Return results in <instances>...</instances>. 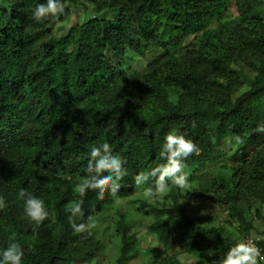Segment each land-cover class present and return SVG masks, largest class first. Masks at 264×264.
I'll return each instance as SVG.
<instances>
[{
    "label": "trees",
    "instance_id": "trees-1",
    "mask_svg": "<svg viewBox=\"0 0 264 264\" xmlns=\"http://www.w3.org/2000/svg\"><path fill=\"white\" fill-rule=\"evenodd\" d=\"M43 2L0 0V250L15 233L22 264H92L108 237L116 264H129L138 242L129 210L115 233L96 223L120 210L118 199L151 186L137 188L134 177L164 162L159 152L175 129L200 150L184 161L190 189L169 182L162 199L133 201L166 251L180 245L194 252V264H219L239 241L229 225L245 227L246 240L254 236L247 210L264 209V133L256 131L264 125V0H83L84 18L66 32L68 0L58 18L36 22L32 9ZM129 50L145 67L123 65ZM105 142L126 159L117 197H80L74 188L88 175L91 148ZM220 144L230 147L227 162L202 169ZM21 188L49 212L38 226ZM81 199L76 221L91 216V235L69 224L66 207ZM200 201L227 207L231 221L193 219L189 207ZM155 257L147 263L171 264Z\"/></svg>",
    "mask_w": 264,
    "mask_h": 264
},
{
    "label": "clouds",
    "instance_id": "clouds-1",
    "mask_svg": "<svg viewBox=\"0 0 264 264\" xmlns=\"http://www.w3.org/2000/svg\"><path fill=\"white\" fill-rule=\"evenodd\" d=\"M64 11L65 5L62 0H44L43 3H37L32 9L31 18L36 22H43L49 18H58ZM256 131L264 133V125L258 126ZM234 141L239 143L241 137L235 135ZM199 152L197 145L185 133L175 129L169 131L165 135L159 152V157L164 162L157 164L150 170L140 171L134 177L135 186L140 188L151 181V186L143 191V196L149 200L162 199L169 190V182L181 191L189 190L191 186L188 174L184 171V161L194 153L199 155ZM125 164L126 159L119 153H114L109 143L105 142L100 146H93L87 165L88 175L75 186L74 192L78 193L80 197H84L88 190H93L100 200L105 199L106 192L117 197L121 188L118 181L127 174ZM104 173L108 174L103 175ZM19 199L24 201V212L35 225H40L49 217V212L46 210L42 199L27 193L23 188L19 191ZM82 204L83 200L81 199L66 207V212L70 213L68 216L69 224L74 232L88 231L91 235L90 229L95 226L91 216L88 217L87 224L76 221L77 217L82 218L84 215ZM5 206V199L0 197V209ZM213 255V251L209 250L208 256ZM23 256L24 251L21 245L16 242V236L13 233L9 237L8 246L0 250V264H22ZM260 261H264L261 249L251 240H239L226 251L219 264H259Z\"/></svg>",
    "mask_w": 264,
    "mask_h": 264
},
{
    "label": "rangeland",
    "instance_id": "rangeland-1",
    "mask_svg": "<svg viewBox=\"0 0 264 264\" xmlns=\"http://www.w3.org/2000/svg\"><path fill=\"white\" fill-rule=\"evenodd\" d=\"M83 0H68V5L70 6V15L67 23L64 25L65 32L69 30L71 25H75L78 21L82 20L85 15V8L82 4ZM92 9V8H91ZM147 59L139 56L134 51L129 50L126 56L123 59L125 67H134L137 69H141L145 67ZM216 154H213L211 157L209 156L208 160L204 164L206 169H214L222 164L227 162V158L229 155H224L226 153L230 154V147L225 144L218 145L216 149ZM204 153V152H203ZM236 158V161H238ZM133 200H139L140 197L143 196V191H137L134 195ZM128 198L118 199L116 201L117 207H120V210H116L115 207H112L110 216H106L103 218H99L96 226L99 228H107L108 235L113 232L115 233V222L118 218H122L121 212H125V210H129V222L132 225V231L137 234L138 242L133 246V254L135 257L130 260L129 264H149L147 263L148 257L156 256V261L161 260V256L170 257L171 264H194L197 261V257L193 251L190 249L184 251L185 247L180 245L173 247V249L166 251L163 246L160 245L158 240L149 232L148 224L150 223V218H146L139 214L138 205L140 202H134ZM201 203L197 206V203H193L190 209V213L193 219L201 221L204 224H226L231 221L230 209L224 207L223 205H218L210 201H200ZM260 204L252 205L248 213V221L254 224V228L250 231V233L256 237H262L263 235L256 234L264 233V209L261 211V215H257V208ZM204 213V214H202ZM152 219V218H151ZM245 227H242L240 223L234 221L229 225V230L232 232L235 239L245 240L246 233L243 231ZM104 232L101 233L100 236H104ZM106 243L104 249L99 253L96 260L92 264H116V257L118 252L113 250L115 247L114 243H107L109 240L106 237ZM247 240V238H246ZM179 250V251H178ZM182 252V256L177 258L176 253ZM152 252V254L150 253ZM150 253V255H148ZM161 255V256H160ZM115 262V263H114ZM156 264V263H154Z\"/></svg>",
    "mask_w": 264,
    "mask_h": 264
},
{
    "label": "built area",
    "instance_id": "built-area-1",
    "mask_svg": "<svg viewBox=\"0 0 264 264\" xmlns=\"http://www.w3.org/2000/svg\"><path fill=\"white\" fill-rule=\"evenodd\" d=\"M247 240L253 241L257 245V247L261 249V254L264 255V236L262 237L252 236L250 238H247ZM259 263L264 264V261H260Z\"/></svg>",
    "mask_w": 264,
    "mask_h": 264
}]
</instances>
